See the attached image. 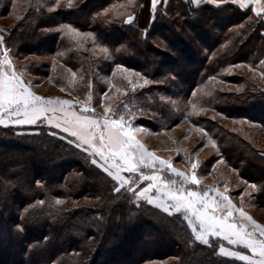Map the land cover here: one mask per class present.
<instances>
[{
    "label": "trees",
    "instance_id": "trees-1",
    "mask_svg": "<svg viewBox=\"0 0 264 264\" xmlns=\"http://www.w3.org/2000/svg\"><path fill=\"white\" fill-rule=\"evenodd\" d=\"M55 3L0 0V18L13 13L0 31L17 69L68 88L65 78L72 68L77 72L72 93L80 97L89 81L96 85L97 77L111 78L115 64L140 73L149 85L128 90L117 104L129 101L138 109V122L154 132L183 120L204 128L227 164L258 186L252 196L264 207V145L256 141L264 133V85L229 68L256 67L264 59L262 16L231 2L197 5L192 0H167L153 14L151 0H136L135 21L126 24V16H115L111 7L126 0H73L72 7L67 0H60V7ZM62 24L94 33L110 55L105 58L91 37H82L83 48H77L58 31ZM228 72L238 74L231 82L236 92L214 86ZM189 100L236 123L240 132L218 119L188 116ZM119 111L125 112L122 105ZM241 121L253 127L246 129ZM91 160L49 125H0V264H248L219 254L220 239L211 238L209 245L196 241L182 213L137 203L126 188L114 191L119 185Z\"/></svg>",
    "mask_w": 264,
    "mask_h": 264
},
{
    "label": "snow or ice",
    "instance_id": "snow-or-ice-1",
    "mask_svg": "<svg viewBox=\"0 0 264 264\" xmlns=\"http://www.w3.org/2000/svg\"><path fill=\"white\" fill-rule=\"evenodd\" d=\"M166 2L167 0H151V12L154 14L158 4ZM192 2L198 5L200 0H192ZM210 2L221 5L225 3V0H210ZM231 3L242 9L251 6V11L256 16L264 15V0H231ZM15 6L14 2V9ZM66 6L72 7L73 0H67ZM139 6L136 0H126L124 4H114L111 7L115 16H126L123 23L132 24L135 21L134 9ZM53 7H60V0H56ZM119 8H124L125 11H116ZM48 10L51 11L52 8ZM108 12L109 9L104 10L105 15ZM19 18L18 16L17 19ZM238 27L242 28L243 25H238ZM58 31L63 37L74 42L77 48H83L82 37H91L94 47L99 48L105 58L110 55V50L100 45L92 32H81L71 24L60 25ZM146 34L147 29H145ZM11 51L6 46L5 36L0 31V125H35L43 120L48 125L68 133L75 138L73 142L76 147L82 148L92 157V164L97 165L119 185L113 189L114 191L120 192L121 188H126L135 197L137 203L145 200L149 205L160 208L170 215L182 213L196 241L209 245L210 236L219 237L230 245H243L251 253L247 255L220 244L219 254L223 256L235 257L247 261L248 264H264V223H258L243 210L245 194L251 198L252 192L259 191L255 183L244 181L245 188L239 193L240 207H237L228 195V183L223 185V191L219 187L212 186H205L199 191L193 189L190 186L200 184L196 171L200 167V162L188 157V164L191 168L189 173L174 167L171 158L164 159L157 156L155 152L149 151L133 134L146 131V129L143 126L134 127L132 125L131 120L136 113L129 111V101H121L120 105L114 108L112 98L105 92L100 102L103 113L97 115L95 108L91 107L93 97L90 81L82 101L78 96L70 100L38 95L31 90L30 82L22 78L26 69H17ZM62 55H64L63 52L57 53V56ZM260 65L259 74L261 78H264V59L260 60ZM240 66L230 65L229 68ZM247 67L250 71H256L252 65ZM67 71L71 73L70 77L65 78L70 88L75 82L77 72L72 68H67ZM129 71L125 66L115 64L112 77L107 81L109 91L116 88L117 92L127 94L128 89L122 83L116 82L118 76L121 81H127L133 93L137 87H143L142 84L126 75ZM135 75L140 76L141 74L135 73ZM80 78L82 80L83 76ZM209 79L213 80L215 77H209ZM143 82L149 83L147 78H143ZM65 90L68 89L62 86L61 91ZM69 94H72L71 91ZM203 94L211 96L212 92L206 91ZM191 95L196 97L197 92L193 91ZM172 103L175 105L177 102L172 101ZM188 103L191 105L190 110L185 109L188 116L199 115L200 112L205 111L203 105L198 106V102L189 100ZM121 105L125 109L124 113L119 111ZM241 123L244 122L241 121ZM197 130L204 134L213 147H216V141L204 128ZM176 151L179 152L180 149ZM220 162L217 161V163ZM144 169L150 170V173L146 174ZM213 170H215V165H213ZM165 171L171 174L168 178L163 175ZM124 173L129 175L126 176ZM138 181H147V184L144 187H134ZM249 188L252 192L248 191ZM36 203L43 205L44 201L39 200ZM55 203L62 204L63 201L56 199ZM29 207H34V205ZM27 211L26 208L25 212ZM17 228L23 231L22 225H17Z\"/></svg>",
    "mask_w": 264,
    "mask_h": 264
},
{
    "label": "rangeland",
    "instance_id": "rangeland-1",
    "mask_svg": "<svg viewBox=\"0 0 264 264\" xmlns=\"http://www.w3.org/2000/svg\"><path fill=\"white\" fill-rule=\"evenodd\" d=\"M13 6L11 8V12L13 11ZM13 13H9L6 16H1L0 18V25H7L9 22H11L13 18ZM29 59V58H28ZM27 60V59H26ZM25 60V61H26ZM24 61V62H25ZM22 62V63H24ZM256 71H250L249 68L245 69V67L240 66L236 67L235 69L238 71L239 76L245 75L250 80L259 83L260 85H264V78H261L260 71H261V65L260 63L258 66L255 67ZM69 73V72H68ZM135 71L130 70L126 75H128L132 80L137 81L139 84L149 85V83L143 82V76H136ZM236 74V75H233ZM238 76L237 72H228L225 74L224 79H216L214 80V86L218 87V89L222 92H229L235 89L236 92L237 89L234 87V84L231 83L233 81H236V77ZM26 82H30L31 84V90L34 91L36 94L41 96H55L60 97L62 99H70L74 100L77 98L75 94H73L72 89L75 87L77 83V76L75 78V82L73 85L65 91H61L62 86H58L52 79L50 78H41L37 76H27L25 73H23L22 77ZM110 78H104V77H97L96 85L92 83V102L91 107L95 108L96 114L100 115L103 113V107L101 106L100 102L103 100V93L107 92L108 96L112 98L111 102L113 104V107H117V103L119 99L124 96V94L119 93L116 91V88H112L110 91L108 89V83L107 81ZM117 83H122L128 90H131L130 85H128L127 81H121L119 79V76L116 79ZM264 87V86H263ZM140 88V87H137ZM71 91V95L69 92ZM79 99L82 101L84 97L78 96ZM123 101V100H122ZM121 102V100H120ZM129 104V111L136 113L135 117L131 120V123L134 127L143 126L146 131H139L134 132L133 134L136 136L137 139H139L149 151L155 152L157 156H160L164 159L171 158L173 161V166L178 168L181 171L191 172L190 165L188 164V157L193 158L194 160H197L200 162V167L196 170L198 173V177L200 178V184L199 185H192L193 189L199 191L205 186H212V187H219L221 191L224 190L223 185L225 183H228L229 185V192L228 195L233 200L234 204L237 205V207L241 206V201L239 199V193L243 191L245 188L244 181L242 177L239 176L238 170L231 167L227 162L224 160L221 154H219V150L216 147H213L209 142L208 139L204 136L203 133L198 131L196 127H194L190 122L187 120H183L178 125L174 126L171 130H162L160 132H154L151 130L146 122L141 123L138 122V109L137 111L131 108ZM79 107V106H78ZM125 111V109H124ZM215 117L214 119H218L219 121L228 126L231 129H235L238 127L236 123H231L230 121H226L223 119L222 116H219L218 113H212L208 110H205L203 112H200L198 115V118L207 119ZM38 123H43L45 125H48L46 122L39 121ZM37 123V124H38ZM238 123V122H237ZM238 124H244L247 128H252V124L247 123L244 121V123H238ZM12 125V124H8ZM16 127L23 128L24 125H14ZM50 126V125H49ZM54 128L53 126H51ZM55 130L61 131L60 129ZM235 131H239L238 129H235ZM240 132V131H239ZM64 133V132H63ZM66 135V139H68L71 143L76 145L73 141H75L74 137H71L68 133H64ZM258 139L256 140L260 145H264V133L257 135ZM82 149V148H81ZM176 149H180L179 152L176 151ZM217 161H221L220 163H217ZM213 165H215V170H213ZM235 169V171H234ZM146 174L150 173V170L144 169ZM124 175H129L128 173H124ZM138 175V174H137ZM165 178H168L171 174L165 171L163 173ZM178 179V178H177ZM147 181H138L137 185H134V187H144L146 186ZM249 192H252V190L249 188ZM253 195V192H252ZM245 203L243 205V210L247 212L249 215H251L258 223H264V207L258 206L255 203V199L253 196L251 198L245 194ZM136 201V199H135ZM147 202L145 200H140L139 202ZM211 238H217L222 241V244L226 248H230L234 251H241L244 252V254L251 255L250 251L244 248L243 245H230L227 241L222 240V238L210 236L209 240Z\"/></svg>",
    "mask_w": 264,
    "mask_h": 264
},
{
    "label": "crops",
    "instance_id": "crops-1",
    "mask_svg": "<svg viewBox=\"0 0 264 264\" xmlns=\"http://www.w3.org/2000/svg\"><path fill=\"white\" fill-rule=\"evenodd\" d=\"M226 2H231V0H225V3ZM201 3H210V4H213V3H211L210 2V0H200V3L199 4H201ZM213 5H216V4H213ZM250 8H251V6H249ZM263 18H264V15H261Z\"/></svg>",
    "mask_w": 264,
    "mask_h": 264
}]
</instances>
